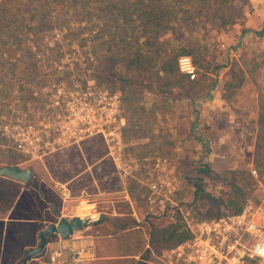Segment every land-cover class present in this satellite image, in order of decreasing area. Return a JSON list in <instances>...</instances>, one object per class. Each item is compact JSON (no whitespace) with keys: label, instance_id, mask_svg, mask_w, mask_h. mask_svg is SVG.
<instances>
[{"label":"rangeland","instance_id":"374dc122","mask_svg":"<svg viewBox=\"0 0 264 264\" xmlns=\"http://www.w3.org/2000/svg\"><path fill=\"white\" fill-rule=\"evenodd\" d=\"M218 7L221 9L217 12L197 7L196 18L191 21L185 18L188 11L187 15L179 14L184 26L174 27L177 34L173 36L171 48L184 44L187 49L200 51L207 64V71L199 72L193 86L183 92L157 88L164 82L156 79L154 70L142 85L140 81H133L134 77L132 83L117 86L114 92L100 88L89 76L82 75L85 66L77 65L82 63L87 48L81 50L73 45L63 49L65 55L60 63L47 64L44 55L43 87L36 83L29 87L28 82L7 75L10 61L0 65V164L31 159L20 144L29 124L37 128L47 126L51 138L61 133V127L70 125L72 116L64 113L63 103L68 101L75 87L86 89L90 79L96 92L108 90L119 94L128 123L138 125L145 135L150 126L156 125L158 114L160 123H175L184 132L183 139L180 134L179 150L173 151V163L181 179L178 197L182 209L189 212L192 220H202L207 210L205 202H194V184H200L213 196L225 198L233 183L244 189L247 205L258 203L264 194V0H231L222 2V7L215 4L213 8ZM224 15H229V23L222 25L219 17ZM51 35L53 37H48L46 42L48 48L54 47L55 40L62 37L60 32ZM46 55L49 56V52ZM6 56L4 53L3 57ZM73 79L77 82H72ZM28 87L33 95L24 108L22 98L27 96L24 88ZM57 90H61L63 96L57 97ZM195 127L206 139L207 147L195 137ZM91 138L96 144L86 145V153L105 154L103 138ZM47 160L54 164V157ZM23 166L30 167L26 163ZM202 169L208 170L209 175ZM168 219L149 216L139 231L148 238L150 224L161 225ZM162 253L158 255L146 249L143 258L161 264Z\"/></svg>","mask_w":264,"mask_h":264},{"label":"trees","instance_id":"16d2710c","mask_svg":"<svg viewBox=\"0 0 264 264\" xmlns=\"http://www.w3.org/2000/svg\"><path fill=\"white\" fill-rule=\"evenodd\" d=\"M230 1L0 0V65L10 61L7 75L28 82L29 87L34 83L43 87L46 79L41 74L44 55L47 64L60 63L65 55L63 49L73 45L81 50L87 48L82 63L77 65L83 64L82 75L89 76L100 88L114 92L117 86L132 83L134 77L133 81H140L139 85H142L141 82L154 70L156 79L164 82L157 88L183 92L187 87H192L194 81L180 73L178 58L191 57L196 76L199 72L207 71V64L200 51L187 49L184 44H177L178 49L171 48L173 36L177 34L174 27L184 26L179 14L187 15L188 11L185 18L191 21L196 18L197 7L212 8L217 12L221 8H213L215 4L222 7V2ZM228 17H219L222 25L229 23ZM53 32L62 33V37L55 40L54 47L48 48L47 38H52ZM46 52H49V56ZM4 53H7L6 58L3 57ZM77 79L84 82L80 77ZM29 87L24 88L28 91V97L22 98L25 100L24 108L28 98L33 95ZM21 162L24 160L0 166H15ZM202 172L209 175L206 169H202ZM194 185V202H205L207 205L202 220L198 222L218 218L225 212L238 214L247 205L244 189L236 184L230 183L225 198L205 192L200 184ZM170 215L171 218L164 224H150L147 241L149 252L161 255L163 251L191 238L183 215L179 211H173ZM52 237L54 234L47 237V242Z\"/></svg>","mask_w":264,"mask_h":264},{"label":"crops","instance_id":"0c3cea01","mask_svg":"<svg viewBox=\"0 0 264 264\" xmlns=\"http://www.w3.org/2000/svg\"><path fill=\"white\" fill-rule=\"evenodd\" d=\"M125 112L121 108L119 115L120 162H114L104 140L105 154L86 153V145L96 142L85 137L16 164L33 168L27 184L0 177V264H18L37 246L40 231L60 218L75 217L83 223L81 230L68 240L54 234L43 254L27 264H47L53 250L63 252L60 264H72L69 250L74 248L84 250L87 264H153L142 259L148 238L139 231L149 216H155L145 183L157 158L168 161V168L178 174L173 151L179 150L185 134L175 123H160L158 114L156 125L145 135L138 125L128 123ZM47 157H54V164Z\"/></svg>","mask_w":264,"mask_h":264},{"label":"built area","instance_id":"2783aa9c","mask_svg":"<svg viewBox=\"0 0 264 264\" xmlns=\"http://www.w3.org/2000/svg\"><path fill=\"white\" fill-rule=\"evenodd\" d=\"M177 66L180 73L190 80L195 79L196 68L191 57L180 56ZM86 83V89L75 87L68 101L62 102L64 113L72 119H69L70 125L61 127L57 136L51 138L47 126L37 128L29 124L26 127L20 144L31 160L79 139L100 135L114 162H120L123 155L118 133L121 98L108 90L96 92L90 79ZM56 95L60 97L61 90H57ZM193 133L204 147L208 146L196 127ZM145 185L146 200L154 215L171 218V212L179 211L191 233L189 240L162 253L161 264H264V194L258 203L246 205L238 214L225 212L218 218L195 222L189 212L182 209L178 197L181 179L168 168V161L155 159ZM69 254L72 264L88 262L82 249H70ZM62 259L63 252L53 250L47 264H60Z\"/></svg>","mask_w":264,"mask_h":264},{"label":"water","instance_id":"95a60500","mask_svg":"<svg viewBox=\"0 0 264 264\" xmlns=\"http://www.w3.org/2000/svg\"><path fill=\"white\" fill-rule=\"evenodd\" d=\"M33 176L34 170L32 167L22 169L19 166H0V177L9 180L27 184L32 180ZM82 228L83 223L78 217H75L70 221L65 218H60L56 223H50L47 228L39 232V242L37 246L28 249L18 264H27L31 259L41 254L46 248L47 237L49 235L58 234L62 240H68L75 231L81 230ZM138 264H144V262L140 261Z\"/></svg>","mask_w":264,"mask_h":264}]
</instances>
